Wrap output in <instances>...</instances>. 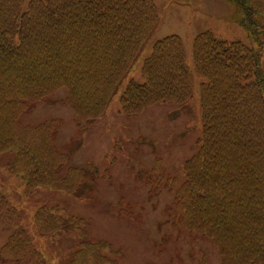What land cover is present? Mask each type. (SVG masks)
<instances>
[{
	"label": "trees",
	"instance_id": "1",
	"mask_svg": "<svg viewBox=\"0 0 264 264\" xmlns=\"http://www.w3.org/2000/svg\"><path fill=\"white\" fill-rule=\"evenodd\" d=\"M238 10L235 24L248 36L226 41L211 32L192 43L200 79L201 131L197 151L182 167L184 180L165 210L178 236L211 243L219 264H264V0H225ZM0 0V154H11L7 173L39 188L78 196L96 186L92 167L67 168L55 145L58 122L25 126L21 117L60 90L78 130L104 113L157 23L152 0ZM190 71L177 36L156 42L129 80L119 113L135 117L157 104L191 98ZM42 235L78 234L66 264H118L120 251L93 241L89 224L58 207L34 214ZM0 224L12 234L0 260L47 264L20 224L19 212L0 195Z\"/></svg>",
	"mask_w": 264,
	"mask_h": 264
},
{
	"label": "rangeland",
	"instance_id": "2",
	"mask_svg": "<svg viewBox=\"0 0 264 264\" xmlns=\"http://www.w3.org/2000/svg\"><path fill=\"white\" fill-rule=\"evenodd\" d=\"M31 1L23 0L24 12ZM152 1L157 10L155 28L100 120L79 132L73 114L65 107L63 90L36 105L21 120L26 125L57 121V149L69 157L68 166H93L98 170L97 189L80 198L48 188H39L24 196L23 184L5 170L9 156L0 155V194L18 210L21 225L47 264H66V259L77 247V237L69 230L58 237L40 236L34 227L33 216L43 207H60L68 215L88 221V233L93 241H108L114 249L121 251L119 264L220 263L211 243L187 233L178 236L171 219H166L164 209L172 203L175 186L162 183L151 191V185L146 183L149 176L155 182L160 175L150 172L157 157L167 176H176V181L180 182L183 180V161L196 150L201 114L200 80L192 60L193 40L200 32L211 28L226 40H240L246 45L249 41L242 29L230 24L238 17L236 6L230 2ZM261 21L264 24V18ZM218 23L224 25L219 32L216 31L220 26ZM174 35L182 40L190 71L189 103L182 109L165 104L156 105L138 117L118 116L119 98L127 82L139 79L142 62L150 55L153 45ZM10 233L0 224V247ZM0 264L16 263L0 260Z\"/></svg>",
	"mask_w": 264,
	"mask_h": 264
}]
</instances>
